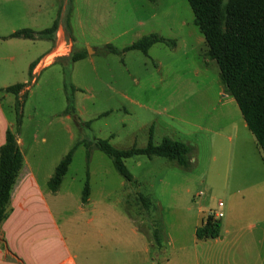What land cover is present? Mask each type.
I'll use <instances>...</instances> for the list:
<instances>
[{
    "label": "rangeland",
    "instance_id": "1",
    "mask_svg": "<svg viewBox=\"0 0 264 264\" xmlns=\"http://www.w3.org/2000/svg\"><path fill=\"white\" fill-rule=\"evenodd\" d=\"M194 19L187 0H68L65 21L74 54L83 57L39 73L26 57L47 42L33 52L0 43V116L22 141L20 150L81 264H151L173 246L191 247L194 228L220 201L236 205L232 197L245 171L262 167L264 154L234 98L224 96L219 67L207 58ZM150 34L174 46L123 51ZM19 83L26 88L22 96L4 91ZM17 100L23 102L19 118ZM151 130L156 145L169 137L190 147L188 169L137 155L123 160L134 178L128 182L96 146L104 140L118 150L145 148ZM70 151L64 181L52 192L49 179ZM154 232L162 249L151 246Z\"/></svg>",
    "mask_w": 264,
    "mask_h": 264
},
{
    "label": "crops",
    "instance_id": "2",
    "mask_svg": "<svg viewBox=\"0 0 264 264\" xmlns=\"http://www.w3.org/2000/svg\"><path fill=\"white\" fill-rule=\"evenodd\" d=\"M67 12L68 0H0V43L33 52L38 43L47 42L44 49L39 46V54L30 53L26 57L33 73L58 62L67 65L74 55L75 43L65 21ZM55 21L58 27L53 40L10 37L24 29L41 32ZM9 59L14 62L16 57ZM2 111L0 107V115ZM10 125L0 116V147ZM17 141L20 148L22 141ZM262 160L261 168L254 167L251 175L245 171L246 176L241 177L247 179L234 192L236 196L232 198L238 202L236 205L228 206L220 201L224 204V217L219 220V237L198 240L196 230L201 223L194 228L191 247L180 245L175 249L173 246L170 252L164 250L162 263L153 258L151 264H264V195H260L264 191V158ZM239 194H248L249 199H239ZM159 242L162 249L164 243ZM169 244L172 246V240ZM151 246L157 247L155 242ZM0 264H81L79 255L72 251L63 236L38 177L25 158L11 191L8 217L0 230Z\"/></svg>",
    "mask_w": 264,
    "mask_h": 264
},
{
    "label": "trees",
    "instance_id": "3",
    "mask_svg": "<svg viewBox=\"0 0 264 264\" xmlns=\"http://www.w3.org/2000/svg\"><path fill=\"white\" fill-rule=\"evenodd\" d=\"M194 14V24L203 35L209 60H214L220 71V80L225 94L232 96L238 105L245 124L256 139L257 145L264 154V0H187ZM58 22L41 32L24 29L15 32L10 37L28 40H53ZM163 43L174 46V42L150 34L125 48L123 51L139 50L144 54L155 44ZM112 52H118L109 46ZM83 54H74L76 61ZM33 69V67H32ZM25 89L24 84H16L5 88L6 93L18 96ZM67 110L72 106L68 100ZM24 102V99H23ZM22 102V103H23ZM22 103L16 102L18 118ZM20 119H18V124ZM152 130L150 140L145 148L118 150L108 141L99 140L97 148L109 156L115 169L128 182L134 178L123 163V160L137 155L148 158L162 157L175 162L183 169L190 166V147L186 144L165 137L160 144L153 143ZM73 151L57 165L49 180V188L57 192L67 174L72 162ZM24 156L19 148L17 137L10 129L5 135V142L0 147V230L8 217L10 195L19 171L22 168ZM90 195L89 182H86L82 202L87 203ZM144 204V197H140ZM220 221L209 214L196 230L198 240H207L220 236ZM154 242L161 246L156 232Z\"/></svg>",
    "mask_w": 264,
    "mask_h": 264
},
{
    "label": "built area",
    "instance_id": "4",
    "mask_svg": "<svg viewBox=\"0 0 264 264\" xmlns=\"http://www.w3.org/2000/svg\"><path fill=\"white\" fill-rule=\"evenodd\" d=\"M223 207H224L223 202H219V204H218L219 210L210 211L209 215L213 216L216 220H220L221 218L224 217V213H223V210H222Z\"/></svg>",
    "mask_w": 264,
    "mask_h": 264
}]
</instances>
